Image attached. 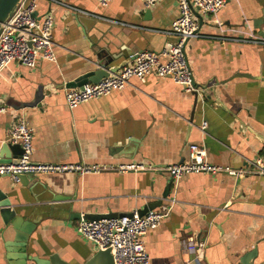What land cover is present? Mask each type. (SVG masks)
Returning <instances> with one entry per match:
<instances>
[{"label": "crops", "instance_id": "1", "mask_svg": "<svg viewBox=\"0 0 264 264\" xmlns=\"http://www.w3.org/2000/svg\"><path fill=\"white\" fill-rule=\"evenodd\" d=\"M57 1L38 0L36 10L38 17L53 16L56 60H40L34 68L12 61L0 72V104L6 107L0 145L8 141L19 111L33 128V163L100 170L36 173L27 185L0 179L16 214L35 222L27 253L42 259L56 253L70 264H86L98 248L77 232L82 217H70V203L82 214L137 213L162 198L170 183L173 209L143 237L149 264H239L253 248L254 264H264V175L189 173L175 184L164 171L117 170L125 163H181L192 143L205 147L210 163L236 169L247 168L264 152V45L239 40L264 31V0H227L216 14L203 16L197 35L188 39L193 76L199 84L209 82L198 90L196 105L194 95L170 78L149 74L74 109L66 105L65 85L93 69L98 57L113 55L115 67L135 52L159 51L175 42L170 29L178 1L160 0L149 8L141 0H112L107 6ZM256 19L262 20L260 29ZM5 227L0 217V264H9L6 255H12Z\"/></svg>", "mask_w": 264, "mask_h": 264}, {"label": "built area", "instance_id": "2", "mask_svg": "<svg viewBox=\"0 0 264 264\" xmlns=\"http://www.w3.org/2000/svg\"><path fill=\"white\" fill-rule=\"evenodd\" d=\"M57 2V0H49ZM100 6H107L112 0H95ZM144 8H149L160 0H141ZM179 14L172 21L170 33L175 36V42L168 44L159 51L141 50L133 54L134 58L126 65L97 82H87L82 87H71L65 91V101L69 109H74L81 103L93 98H99L124 89L131 78L143 79L149 74L170 78L183 90L191 92L192 70L189 66L185 42L197 35L198 20L192 9L201 16L216 14L225 6L227 0H177ZM38 0H19L7 20L0 28V72L12 61H17L26 67L34 68L38 61H55L54 41L52 39L53 16L46 14L38 17L36 14ZM84 15L101 18L77 7L68 6ZM106 20L105 18H101ZM108 20V19H107ZM111 21V20H109ZM118 23V21H114ZM220 39V37H218ZM224 38V37H223ZM238 40V39H237ZM239 40L257 45H264V34L248 33ZM6 107L0 104V118ZM201 130L206 128L204 121ZM8 141L20 144L23 153L17 165L0 163V174L8 175L17 180L20 173L47 172H97V165L82 164H32L33 128L22 112H17L11 124ZM153 169L164 171L171 183L189 173H225L235 178H241L247 173L264 175V152L255 159L248 161L247 168H233L216 165L207 159L203 145H189L188 159L162 167L151 165L125 163L117 166L118 171H139ZM159 206L148 209L142 216L134 213L132 217L122 216L103 218L96 221L81 218L77 221V232L98 249H110L113 264H149V254L145 249L143 237L152 229L157 228L162 220L169 215L176 201L175 197H166Z\"/></svg>", "mask_w": 264, "mask_h": 264}, {"label": "water", "instance_id": "3", "mask_svg": "<svg viewBox=\"0 0 264 264\" xmlns=\"http://www.w3.org/2000/svg\"><path fill=\"white\" fill-rule=\"evenodd\" d=\"M19 0H0V28L2 23H4L7 18L10 16L11 12L15 8L16 4ZM193 15L198 20V29L203 24V16H201L196 10L192 9ZM150 13V9L145 10V14L148 15ZM261 19H256L253 21L254 26L258 23L257 27L260 29ZM261 35L264 34V31L260 29ZM188 41V40H187ZM184 44V51L185 45ZM134 56L130 57L128 61H125L123 64H118L115 67H111L110 63L115 59L113 55H105L98 57V60L94 62L93 69H89L84 73L78 75L71 81L66 83L67 88L71 87H82L83 84L87 82H97L100 78L107 76L110 72H115L120 69L122 66L128 64ZM208 83L199 84L196 82L193 74H192V84L194 89L191 93L194 95V103L199 101V89L205 90L208 88ZM194 105V106H195ZM23 153V149L18 143H11L9 141H5L0 145V163L3 164H13L17 165L20 162L21 155ZM32 164H35L32 162ZM8 175L0 174V179ZM9 177V176H8ZM36 179V174L32 172H24L20 173L17 176V180H13L15 183H21L22 185H27L30 181ZM171 182V181H170ZM170 189V183H168L164 189L162 198H166ZM6 194L0 188V217L2 218L3 223L5 224L6 233L11 234L12 239L9 246L12 247L9 251L12 252V255L7 254L6 259L9 261V264H28L27 261H32L35 264H70L66 261H62L58 254L53 253L49 255L47 259H42L37 256H33L27 253L28 248V238L31 231L35 227V222L33 221H25L20 216L16 214V211L11 207V203L6 199ZM160 198L155 202H151L141 209L137 210L138 216H142L148 209L155 208L159 206L163 199ZM69 210L70 217H76L80 219H88L91 221L100 220L103 218H114V217H122V216H130L132 217L134 213H81L79 211H73V205L69 204L67 208ZM8 250V249H6ZM9 252V253H11ZM257 255V250L255 248L245 252L239 258V264H254V259ZM95 260L98 261V264H113V257L111 255L110 249L101 250L98 249L93 257L86 264H93Z\"/></svg>", "mask_w": 264, "mask_h": 264}]
</instances>
